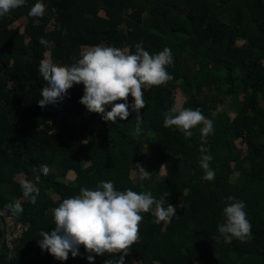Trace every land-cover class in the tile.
I'll use <instances>...</instances> for the list:
<instances>
[{
    "label": "trees",
    "instance_id": "trees-1",
    "mask_svg": "<svg viewBox=\"0 0 264 264\" xmlns=\"http://www.w3.org/2000/svg\"><path fill=\"white\" fill-rule=\"evenodd\" d=\"M35 2L26 0L0 19V208L20 199L23 212L12 216L26 227L11 257L2 247L0 264H52V255L37 243L42 230L55 228L52 209L79 194L81 187L95 188L109 180L117 190L150 191L156 199L168 191L165 206L167 202L176 206L170 223H154L151 213H142L140 239L125 261L264 264V106L260 103L264 101V0H42L43 17H31L28 12ZM23 17L27 19L24 33L9 28ZM237 40L244 43L236 45ZM137 43L150 54L170 48L173 65L168 72L174 77L167 84L143 89L146 106L139 110L138 136L132 135L137 112L131 109L130 95L129 116L116 123L80 103L83 84H74L55 104L39 106L46 81L38 68L47 52L55 63L70 66L84 48L102 44L135 52ZM175 86L187 95L181 108H199L213 122L204 145L207 153L200 151L203 125L191 129L188 138L175 126H163L164 113L175 106ZM206 88L234 102L243 97L233 118L213 112ZM58 115L80 116V121L72 126L58 124ZM56 127L59 133L53 132ZM156 135L175 153L166 183L151 175L142 182L139 176L131 179V169L144 156L143 137ZM238 140L245 146L243 155ZM204 154L213 158L211 181L201 178ZM42 165L50 168L47 176L40 172ZM153 169H157L154 163L149 172ZM70 170L74 179L58 178ZM17 173H24L38 187L35 204L23 200L14 178ZM229 194L246 205L252 225V237L246 242L225 243L217 230ZM79 252L76 257L69 253L59 264H103L119 256L93 253L94 261L89 262L83 245Z\"/></svg>",
    "mask_w": 264,
    "mask_h": 264
},
{
    "label": "clouds",
    "instance_id": "clouds-1",
    "mask_svg": "<svg viewBox=\"0 0 264 264\" xmlns=\"http://www.w3.org/2000/svg\"><path fill=\"white\" fill-rule=\"evenodd\" d=\"M26 0H0V17L8 15L13 9L22 7ZM45 4L36 0L28 15L43 17ZM44 44L45 40L40 39ZM173 65L172 51L168 47L156 54H150L140 43L135 45V52L117 47L96 45L83 50L80 58L73 64L55 63L50 57L39 63V73L46 81L42 88L40 107L55 104L67 95L74 84H83L80 103L89 112L101 114L102 119L112 123L126 120L129 116L128 97H132L131 109L137 112L136 125L132 133L138 136L142 117L139 110L145 108L143 89L145 87L167 84L174 77L168 72ZM116 101H123L117 103ZM110 106V110H106ZM203 125L201 133V153L209 150L204 145L213 132V122L206 118L199 108L171 107L164 113L163 126H175L186 138L192 136L191 129ZM212 156L200 157V167L204 171L203 180L211 181L215 173L210 169ZM138 164L139 181L150 179L151 172ZM40 172L47 176L50 168L42 165ZM23 200L35 204L39 189L26 178L19 180ZM141 187L143 185L141 184ZM170 193L165 191L156 199L150 191L136 192L131 189L117 190L112 181H100L95 188L81 187L79 194L65 198L52 209L55 228L51 232L42 230L37 241L41 250H46L57 260H67L69 253L73 257L80 255L79 246L83 245L88 253L86 259L94 261L95 255L111 254L118 258L106 259L103 264H126L125 256L130 252L139 237L142 213H151L154 223H170L176 215V206L167 202ZM223 207V222L217 230L225 243L233 239L246 242L252 237V225L247 218L245 203L232 196L226 197ZM182 207V206H181ZM23 212L22 201L16 199L0 208V217Z\"/></svg>",
    "mask_w": 264,
    "mask_h": 264
},
{
    "label": "rangeland",
    "instance_id": "rangeland-1",
    "mask_svg": "<svg viewBox=\"0 0 264 264\" xmlns=\"http://www.w3.org/2000/svg\"><path fill=\"white\" fill-rule=\"evenodd\" d=\"M4 17L5 16L0 17V19L3 20ZM26 24H27V19L23 17L13 22V24L9 25V28L10 29L18 28L21 33H24ZM242 42L244 43V41L242 40H237L236 45H240ZM48 57H49V53L47 52L45 55V58H48ZM204 94L206 95V98L208 100V105L212 108L214 113L217 111L224 112L230 118H233L235 116L236 110L238 108V102H241L243 98L242 96H239V99L234 102L230 97H220L216 95L214 90H211L208 88L205 89ZM173 95L175 98V106L178 109L181 108L183 101L186 100L187 98V95L184 92H182L179 86H175V88H173ZM260 103L262 106H264L263 100H261ZM55 120L58 124L61 122H64L72 126V125L77 124L80 121V116L58 115L55 118ZM53 132L59 133L60 129L56 127ZM107 135H108V138L112 140L113 134L110 131H107ZM236 146H237L238 151H240L241 154L243 155L245 152V146L241 144L239 140L236 141ZM142 151H143L144 156L142 159H140L138 163L141 166H143L144 169L148 172H149V165L154 163L157 166V169H153L150 175L154 178V180L156 181L162 180L163 182L166 183V179H167V176L169 175L171 163L175 157V153L167 149L165 141L159 135H156L153 137L144 136L143 144H142ZM88 163L89 162L86 161L84 164L88 165ZM138 167H139L138 164H136V168L131 169L130 171L131 179H136V177L139 176ZM14 178L19 181L21 178H25V174L17 173ZM58 178L62 181L68 182L75 178V173L72 170H70L66 173V175L58 177ZM37 180L45 184L42 181L41 177H39ZM47 191L52 195L54 199L58 198V195L54 191H52V189H47ZM228 196H232L235 198L233 194L226 195L224 198L226 199V197ZM29 254L31 255L34 254V251L30 252ZM51 259H52V264H59V261L55 259L53 256ZM126 264H142V263L136 262L134 260H127Z\"/></svg>",
    "mask_w": 264,
    "mask_h": 264
},
{
    "label": "built area",
    "instance_id": "built-area-1",
    "mask_svg": "<svg viewBox=\"0 0 264 264\" xmlns=\"http://www.w3.org/2000/svg\"><path fill=\"white\" fill-rule=\"evenodd\" d=\"M5 221V235L4 243L5 251L9 257L13 254L16 242L22 235L23 229L26 227L18 222L12 215L8 214L3 216Z\"/></svg>",
    "mask_w": 264,
    "mask_h": 264
},
{
    "label": "water",
    "instance_id": "water-1",
    "mask_svg": "<svg viewBox=\"0 0 264 264\" xmlns=\"http://www.w3.org/2000/svg\"><path fill=\"white\" fill-rule=\"evenodd\" d=\"M5 235V221L3 217H0V251L3 247Z\"/></svg>",
    "mask_w": 264,
    "mask_h": 264
}]
</instances>
